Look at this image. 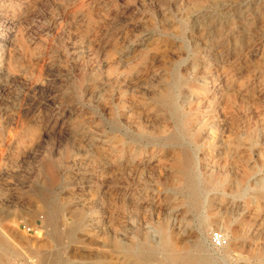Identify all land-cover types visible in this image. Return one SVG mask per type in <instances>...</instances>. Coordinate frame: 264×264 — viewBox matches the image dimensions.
Returning <instances> with one entry per match:
<instances>
[{"label": "rangeland", "instance_id": "374dc122", "mask_svg": "<svg viewBox=\"0 0 264 264\" xmlns=\"http://www.w3.org/2000/svg\"><path fill=\"white\" fill-rule=\"evenodd\" d=\"M199 245L264 264V0H0V258Z\"/></svg>", "mask_w": 264, "mask_h": 264}, {"label": "bare ground", "instance_id": "6f19581e", "mask_svg": "<svg viewBox=\"0 0 264 264\" xmlns=\"http://www.w3.org/2000/svg\"><path fill=\"white\" fill-rule=\"evenodd\" d=\"M193 151V150H192ZM191 169V168H190ZM184 170V169H183ZM188 171V172H187ZM184 172H187L190 177L189 189L190 192L194 195L196 201L198 200V188L196 184H194V177L192 178V171L185 169ZM206 244V239L204 237L200 240V245L204 246ZM200 245L193 249V251H184L183 253H170V260L174 261L176 264H213V257L206 256L202 252H200ZM226 251V253L231 252V248L229 245H225L222 247ZM2 254V253H1ZM4 254V253H3ZM9 257L7 255H2L0 258V264H7Z\"/></svg>", "mask_w": 264, "mask_h": 264}, {"label": "built area", "instance_id": "2783aa9c", "mask_svg": "<svg viewBox=\"0 0 264 264\" xmlns=\"http://www.w3.org/2000/svg\"><path fill=\"white\" fill-rule=\"evenodd\" d=\"M31 231H32V229L29 228L28 232H31ZM211 242H212V245L214 248L219 249V248H222L223 246H225L227 244V239H226V237L222 231L217 230L211 234ZM12 264H25V263L15 262ZM27 264H31V262H28Z\"/></svg>", "mask_w": 264, "mask_h": 264}]
</instances>
